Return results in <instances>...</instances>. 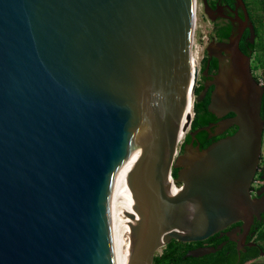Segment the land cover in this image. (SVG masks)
<instances>
[{"label": "water", "instance_id": "obj_1", "mask_svg": "<svg viewBox=\"0 0 264 264\" xmlns=\"http://www.w3.org/2000/svg\"><path fill=\"white\" fill-rule=\"evenodd\" d=\"M235 2L236 31L206 47L222 62L207 111L232 116L190 131L208 89L194 96L195 0H0V264H119L112 203L128 163L127 264H152L172 240L262 220L264 185L259 198L251 185L264 87L239 49L244 30L251 44L255 33ZM231 127L193 144L200 131Z\"/></svg>", "mask_w": 264, "mask_h": 264}, {"label": "flooded vegetation", "instance_id": "obj_2", "mask_svg": "<svg viewBox=\"0 0 264 264\" xmlns=\"http://www.w3.org/2000/svg\"><path fill=\"white\" fill-rule=\"evenodd\" d=\"M207 3H208V6L211 8V16H210L211 18L209 19L213 22V25L219 24L222 22L229 23L232 27V32H235L239 24L235 20L234 11H236L237 14L240 17H242V10L240 7H237L235 0H215L214 3L207 0ZM203 13H204V10H203ZM246 30L247 29H245L244 32ZM212 42H218L216 38L213 37V35L210 38L208 45ZM226 57L227 56L224 57L223 62H227ZM205 60H206V66L203 67V62ZM221 63L222 62H220L218 59H216L213 56L209 58L206 50L204 51V54L198 64L199 74L197 78L196 88H198L199 86L202 87L201 91L199 92V95L202 93L203 87L207 85L208 89H207L206 95H208L210 99V94H211V91L213 90V86L211 85L213 81V76L217 74L218 66ZM210 64H215L216 68L214 70L213 69L209 70ZM225 117H230V116L228 114ZM224 118L215 117V121L211 124H217L219 121H221ZM233 128L234 127L227 129L220 136H212L211 134H208V140H211L215 137H217V140H218L219 138L227 136L228 135L227 132L230 129L232 130ZM197 145L200 146L199 142L195 146ZM181 153H183V151H181L179 147V154ZM171 175H172V172H171ZM255 181H259L260 183L256 187H254L252 183L251 197L259 198L263 195V193L261 195H257V191L264 185V178L256 179ZM177 185L180 186L179 183H177ZM261 219H262L261 221H258L254 218L253 224H251L248 231H245L243 229H240L239 231H237V229L242 226V222L239 221V222L226 226L225 228L212 234L205 240L198 241V242H191V243H183L189 246V249L186 250V253L190 250H194L197 248L217 249L219 245H222V247L216 250L215 252L204 255L202 257H197L195 259L204 260L203 262L205 263H209L213 261V263L217 262V264H264V261H260L264 259V241H262L261 238H259V230L262 227V225H264V212L261 214ZM223 248L226 249V254L224 257L217 260V258L220 257V256H217V253ZM255 252H257V255L252 256ZM210 256H213V257L208 258Z\"/></svg>", "mask_w": 264, "mask_h": 264}, {"label": "trees", "instance_id": "obj_3", "mask_svg": "<svg viewBox=\"0 0 264 264\" xmlns=\"http://www.w3.org/2000/svg\"><path fill=\"white\" fill-rule=\"evenodd\" d=\"M210 2H215V0H208ZM245 3V7L247 10V14L250 22L253 25L255 39L251 44L249 42V31L246 30L239 42V49L245 55H248L251 59V71L253 72V76L258 82H262V86L264 87V0H243ZM232 33V27L229 23H219L214 24L212 29V35L216 38L217 41H226L230 34ZM206 66V60L203 62V67ZM216 68L215 64L209 65V70H214ZM260 70L259 75H255V71ZM201 86L195 89L194 96L199 95L201 91ZM209 103V96L206 95L200 101L193 102V120L190 125V131H195L201 127H205L210 125L215 121V116L207 111V105ZM232 114L230 113L229 116ZM260 115L264 120V93L262 96L261 103V111ZM236 128L234 127L232 130L230 129L227 134L231 135L235 132ZM217 140V137L208 140V133L205 131H200L194 140V145L198 142L200 144L199 148L203 149L207 147L210 143ZM191 142V137L186 134L182 144L180 145V150L183 151L184 147ZM262 155L260 156V163L258 166V170L255 176L256 179H261L264 175V129L262 133ZM176 169L172 170V177H176ZM259 238L264 241V225L259 230ZM189 249L187 244H183L181 242H177L175 240L170 241L167 245H165L161 252L156 254L152 264H217V262L213 263H205L204 260H197L195 258L189 257L187 258L185 253L186 250ZM226 254V249H222L218 251L217 256H220L218 259H221ZM257 252H255L252 256H256ZM210 256L208 258H212Z\"/></svg>", "mask_w": 264, "mask_h": 264}, {"label": "bare ground", "instance_id": "obj_4", "mask_svg": "<svg viewBox=\"0 0 264 264\" xmlns=\"http://www.w3.org/2000/svg\"><path fill=\"white\" fill-rule=\"evenodd\" d=\"M195 4V3H194ZM123 169L116 186L112 203V221L119 264H127L130 249L129 222L126 213H133L132 198L126 184V173L129 167Z\"/></svg>", "mask_w": 264, "mask_h": 264}, {"label": "rangeland", "instance_id": "obj_5", "mask_svg": "<svg viewBox=\"0 0 264 264\" xmlns=\"http://www.w3.org/2000/svg\"><path fill=\"white\" fill-rule=\"evenodd\" d=\"M195 15H196V22H197V44L196 50L197 55L195 60L197 64H199L204 51L212 37V29H213V22L203 13V5L202 0H195ZM260 70L255 71V75H259ZM183 140V139H182ZM263 151L261 152L262 155ZM264 155V154H263ZM161 249L157 251L156 254L160 253ZM264 261V259L260 260Z\"/></svg>", "mask_w": 264, "mask_h": 264}, {"label": "built area", "instance_id": "obj_6", "mask_svg": "<svg viewBox=\"0 0 264 264\" xmlns=\"http://www.w3.org/2000/svg\"><path fill=\"white\" fill-rule=\"evenodd\" d=\"M259 83L262 85L261 81ZM259 183H260L259 181H254L253 186L256 187ZM176 190H177V187L172 183L171 184V191L175 192Z\"/></svg>", "mask_w": 264, "mask_h": 264}, {"label": "clouds", "instance_id": "obj_7", "mask_svg": "<svg viewBox=\"0 0 264 264\" xmlns=\"http://www.w3.org/2000/svg\"><path fill=\"white\" fill-rule=\"evenodd\" d=\"M255 181V180H254ZM254 181H253V183H254Z\"/></svg>", "mask_w": 264, "mask_h": 264}]
</instances>
